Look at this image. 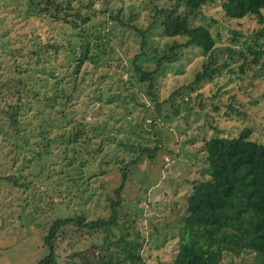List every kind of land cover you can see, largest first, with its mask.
<instances>
[{"label":"rangeland","instance_id":"374dc122","mask_svg":"<svg viewBox=\"0 0 264 264\" xmlns=\"http://www.w3.org/2000/svg\"><path fill=\"white\" fill-rule=\"evenodd\" d=\"M14 1L0 0V39L5 46L17 47L34 33L60 37V21H67L69 26L74 21H82L73 10L77 12L76 6H81L90 16L83 24L84 30L92 39L106 36L109 52L95 63L83 62L78 76H83L84 80H80L69 105L63 102L61 93L56 96L52 93L49 72L55 73L71 92L74 79L70 70L75 63L71 60L72 50H77L80 39L76 30L62 26L70 34L64 38L65 46L42 53L36 65L30 64L31 70L43 76L44 81L30 80V86L38 90V97L32 98L31 105L27 104L21 114L22 135L11 137L8 143L0 141V171L14 169L12 162L6 161L13 150L30 156L38 149L39 156L22 169L29 173L26 180L33 177L30 185L12 186L0 182V264H34L43 257L48 249L42 237L57 216L83 212L91 219L105 215L107 196L113 195V188L121 181L119 166L134 154L140 157L127 169L122 189L123 206L114 233L119 235L124 231L129 237L144 238L146 264H170L178 249L177 235L187 212L186 199L194 181L207 175L205 140L213 135H237L241 128L250 126L251 137L264 143V65L252 64L241 72L237 67L241 56L229 50L252 42L254 30L264 28V23L259 24L256 15L225 16L220 0L203 5L191 22L202 23L210 29L216 42L213 53L190 47L181 50L176 59L162 63L154 75L153 91L157 100L169 97L176 88L181 89L172 100L161 103L157 115L148 83L130 76V62L140 49L141 36L133 28L123 27L111 19L110 13L115 14L113 11L122 6L123 19L128 18L139 28L148 29L146 54L139 61L151 70L174 38L182 40L163 33L161 18L152 23L156 16L154 6H169L175 0H92L90 6H83L82 0H72L69 4L57 0L51 6H44L45 14L36 16L33 21L20 18L21 11L14 7ZM260 42L264 48V37H260ZM8 54L17 55L24 65L28 64L24 54L19 55L18 50L11 54L0 43V76L14 71L13 67L7 68L9 61L3 59ZM210 58L219 70L193 88L186 87ZM132 90L136 96L134 104L130 100L126 102ZM143 102L148 107H144ZM229 104L238 112L231 110ZM72 118L88 119L83 125L84 134L68 146L65 139L57 138L50 146L53 152L50 153V149L45 152L43 143L46 142L40 135L43 127L48 126L47 136L54 137L63 131L62 126H58L59 121L68 123ZM54 119L58 120V125H49L48 121ZM62 141L70 158L64 159L61 155L57 143ZM156 142L159 145L152 157L140 151L141 147L154 146ZM7 147L9 153L5 154ZM95 147H100L96 164L78 165L79 155L90 160L89 150ZM67 158L71 160L70 165L73 162L76 165L75 175L68 173L71 167L59 173L65 182L57 183V178L54 180L44 173L34 175L42 166H70ZM99 168L107 170L88 179L89 171ZM76 235L73 240L80 246L101 241L100 237L84 233ZM253 254L250 250L225 253L219 264H251Z\"/></svg>","mask_w":264,"mask_h":264},{"label":"trees","instance_id":"16d2710c","mask_svg":"<svg viewBox=\"0 0 264 264\" xmlns=\"http://www.w3.org/2000/svg\"><path fill=\"white\" fill-rule=\"evenodd\" d=\"M55 1L57 0H15L14 7L21 11L20 18L23 21L26 18L33 21L36 16L42 17L45 14L44 6H51ZM64 1L69 4L72 0ZM213 1L215 0H175L169 6H154L156 16L152 23L155 24L158 18H161L163 33L169 37H181L182 40L174 38L168 51L157 58L155 67L151 70L144 68L139 61V58L146 54L148 29L139 28L128 18L123 19L124 9L122 6L113 11L115 14L112 11L110 13L111 19L123 27L133 28L141 36L140 49L134 53L130 62V76H136L138 80L148 83V93L152 95L151 99L155 102L157 115L161 103L172 100L175 94L180 93L181 89L180 87L176 88L169 94V97L161 101L157 100L153 91L154 75L161 68L162 63L176 59L181 50L190 47L210 52L211 55L213 53L216 42L210 29L202 23L193 24L191 22L192 17L203 5ZM220 1L225 16L242 18L247 15H256L258 23H264V0ZM81 4L90 6L92 0H82ZM76 9L77 12L75 9L73 10L77 19L82 18V21H74L72 26H69L65 20L60 21L61 25L58 29L60 37L58 38L54 34L40 36V34L34 33L32 37L25 38L21 45L14 48L9 45L5 46L4 41L0 39L1 45L7 51L13 54L18 50L19 55L24 54L23 58H28L26 63L29 64L24 65L17 55L12 57L8 54L3 58L6 62L9 61L7 68L12 69L13 67L14 69L13 72L8 74L6 72L0 76V141L3 143H8L11 137L22 135L21 114L27 104L31 105L32 98L37 99L38 97V90H34L30 86V80L36 79L39 83L44 81V77L36 75L31 67L41 60L42 53L45 54L52 48L58 51L65 46L64 43L67 42H64V38H68L70 34L62 26L67 25L70 30H76L75 34L80 37L77 50H72L73 58L71 60H74L75 63L70 70L74 79L71 92L66 90L65 84L60 82L59 77L54 76L55 73L49 72L51 73L52 93L54 96L58 92L61 93V96L65 97V99L63 97V102L67 105L71 103V96L76 95V88L80 80H84L83 76L81 78L78 76L83 62L90 60L95 63V60L104 57L109 52V39L106 36L92 39L83 28V24L90 19L89 14L84 13L81 6H76ZM148 27L151 28V25ZM110 32L111 30L107 31V34L109 35ZM260 37H264L263 27L254 30L252 42L244 43L239 49L229 48L231 54L241 56V62L237 65L239 71L245 72L247 68H251L252 64L262 63L264 65V48ZM145 59L147 58L145 57ZM31 63L32 66H30ZM219 68V66L213 65V59L210 58L201 70L195 72L192 81L185 86L193 88L201 80L212 78ZM46 80L47 78L45 82ZM128 93L130 94L126 102L130 100L133 104L136 103L135 92L132 90ZM143 105L148 107L145 102ZM229 106L231 110L238 112L232 104ZM64 115L66 114L64 113ZM86 122L88 119L72 118L68 123L59 121L58 125L57 119L49 120V125L54 123L62 126L63 131L54 137H48V126L43 127V132L40 135L46 142L43 143L44 151L50 149V153H52L53 150L50 146L57 138L65 139L67 146L68 143L79 139L84 134L83 125ZM66 143L63 141L57 143L62 150L61 155L64 159H66L65 157L70 158L66 155L68 153ZM158 145V142L154 146L145 145L141 147L140 151L152 157ZM204 147L207 175L194 181L192 192L186 199L187 212L182 217L177 235L178 249L170 264H219L225 253L242 250L254 252L251 264H264V143L253 139L250 126H244L237 135L209 137L205 140ZM6 149L4 153L8 154L9 148ZM99 149L100 147H95L89 150L90 160L79 155L77 164L80 166L90 162L96 164ZM13 151L9 160L6 161H11L14 169L9 172L0 171V182L9 183L12 186L27 187L34 180L32 176L31 179L26 180L29 173H24L22 169L26 163L29 164L32 161V158L39 156L38 149L33 151L30 156H27L25 152L16 153ZM77 153L79 154L76 151ZM42 154L44 152L40 157ZM139 157V154H134L127 162H123L119 166L121 181L113 188V195L107 196L108 212L105 215L88 219L85 213L81 212L54 218L42 237L48 252L34 264H146L143 254L144 238L129 237L128 232L124 231L119 235L114 233V227L119 223L123 206L122 189L127 179V169L136 163ZM69 158L67 159L69 160ZM121 161L119 160V162ZM105 162L108 163V160L105 159ZM70 164L71 160H69ZM75 165L73 162L72 165L63 166V168L56 165L48 168L42 166V169H38L39 171L34 175L44 173L54 180L57 178L58 183L62 180L60 175L64 172L63 169L71 167L72 171L68 173L70 176L75 175ZM106 170L107 168H99L94 172L89 171L88 179L98 173H104ZM57 171V177H54ZM77 233L100 237L101 241L87 247L80 246L73 240L75 236L78 237Z\"/></svg>","mask_w":264,"mask_h":264}]
</instances>
